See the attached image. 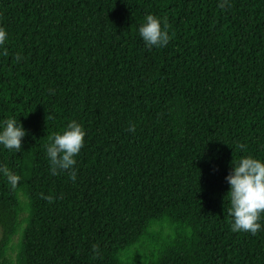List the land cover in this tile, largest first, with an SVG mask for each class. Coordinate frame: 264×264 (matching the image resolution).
Returning <instances> with one entry per match:
<instances>
[{"label": "trees", "instance_id": "obj_1", "mask_svg": "<svg viewBox=\"0 0 264 264\" xmlns=\"http://www.w3.org/2000/svg\"><path fill=\"white\" fill-rule=\"evenodd\" d=\"M220 3L0 0V122L26 130L0 146L19 177L0 174V264H264V229L231 231L225 181L264 160V0ZM149 14L163 48L139 37ZM72 120L84 146L53 176L46 145Z\"/></svg>", "mask_w": 264, "mask_h": 264}, {"label": "clouds", "instance_id": "obj_2", "mask_svg": "<svg viewBox=\"0 0 264 264\" xmlns=\"http://www.w3.org/2000/svg\"><path fill=\"white\" fill-rule=\"evenodd\" d=\"M225 4L221 0L220 7ZM139 37L145 46L151 48H163L170 42L171 36L163 21L149 14L144 18L143 23L138 28ZM8 40L7 31L0 27V55H7L5 47ZM19 62L21 57L18 55ZM134 126L130 125L129 131H134ZM26 136V130L16 118H8L0 122V146L6 150L22 151V139ZM86 132L83 126L75 120L67 123L62 132L56 133L50 143L46 145V155L50 163V172L53 176L60 171L74 169L77 161L75 157L85 143ZM241 151L246 149L245 144H237ZM0 174H3L9 183L15 185L19 177L11 173L6 167H0ZM70 179L75 182L74 171ZM229 185L231 231L248 232L256 235L258 231L264 229L260 223L264 216V160L253 156H242L234 163H231V171L225 177ZM93 252L98 251V246L93 245Z\"/></svg>", "mask_w": 264, "mask_h": 264}, {"label": "rangeland", "instance_id": "obj_3", "mask_svg": "<svg viewBox=\"0 0 264 264\" xmlns=\"http://www.w3.org/2000/svg\"><path fill=\"white\" fill-rule=\"evenodd\" d=\"M4 234H5V231L2 229V227H0V242L4 237Z\"/></svg>", "mask_w": 264, "mask_h": 264}]
</instances>
